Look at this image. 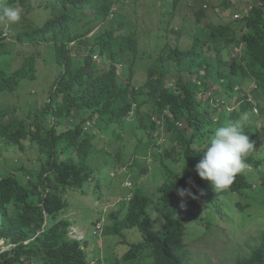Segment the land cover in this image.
<instances>
[{"label": "trees", "instance_id": "16d2710c", "mask_svg": "<svg viewBox=\"0 0 264 264\" xmlns=\"http://www.w3.org/2000/svg\"><path fill=\"white\" fill-rule=\"evenodd\" d=\"M41 1L35 2L38 15L30 19L31 0H20L25 18L18 24H10L5 31L0 29V94H15L27 82L36 80L41 71L40 52L25 59L23 54L24 60L14 67L8 61L7 67L2 66L15 40L23 45L31 43L33 47L53 45L52 57L46 64L57 69L50 103L39 109L33 123L29 118H19L18 123H0V159L10 149L33 151L37 169L35 173H25V180L12 173L0 176V243L4 241L10 246L3 250L0 245V264H92L87 258L85 243L70 236L71 220L62 217L68 206L67 196L84 192L89 183L99 181L104 166L111 172L116 169L118 162L111 159L108 163L99 162L96 167L93 162L99 158L100 150L123 147L125 128L136 120L151 139L167 137L175 150V158L174 168L168 169V178L162 181L158 191L152 197L134 192L124 218H117L115 235L125 237L124 231L135 229L143 237L139 243L126 244L130 248L123 261L136 260L148 248L154 264H188L183 242L186 218L202 214L205 217L212 210L215 214L228 212L227 204L215 199L210 182L201 180L194 171L203 155L204 146L200 144L205 145L206 136L209 138L216 128L229 122H238L240 130L252 138L254 133H262L248 95L240 96L239 108L230 111L220 100L224 97L218 99L213 94L205 100L198 95L206 91L212 78L215 81L217 78V92L231 95L238 88L243 91L248 81L256 84L257 91H264V0L255 2L250 13L231 26L224 23L225 31L237 32L238 27L241 31L239 39H234L237 48L245 45L239 60L234 51L224 54L213 41L206 43L197 38L190 50L171 44L169 57L179 70H186V64L190 63L188 70L202 79L205 90L181 78L176 86L168 84L162 73L167 66L149 71L146 81L141 82L135 67L123 63L120 54L124 44L133 46L137 52L138 36L135 27L127 30L122 18L111 16L115 0H102V4L100 0ZM173 1L175 8L170 13L174 16L183 0ZM0 2L8 5L16 4L17 0ZM93 4L94 15L87 12ZM231 5V0H225V6ZM204 9L195 12L200 23L205 18ZM244 10L243 6L237 7L238 12ZM92 17L103 24L89 36L94 30ZM222 22L218 18V29ZM9 35L16 39L8 41ZM199 45L216 50L220 58L218 69L206 61L196 65ZM204 63L209 65L205 68ZM215 102L224 107L219 119L212 117L217 112L212 108ZM260 111L264 114L263 108ZM8 112L11 110H4L5 114ZM155 116L158 120L165 118L163 129L154 120ZM103 143L105 147L101 146ZM156 144L157 149L162 147L161 142ZM244 161L249 167L235 175L227 187L231 194L251 192L253 182L258 179L264 185L261 171L264 156H244ZM179 189H190L196 199L181 198ZM98 222L100 219L95 224ZM154 222L161 225L155 228ZM250 246L247 250L250 253L235 264H264V235L257 239L256 245L252 242Z\"/></svg>", "mask_w": 264, "mask_h": 264}, {"label": "rangeland", "instance_id": "374dc122", "mask_svg": "<svg viewBox=\"0 0 264 264\" xmlns=\"http://www.w3.org/2000/svg\"><path fill=\"white\" fill-rule=\"evenodd\" d=\"M257 1L231 0L232 5L227 7L225 0H183L182 5L177 7L178 10L173 16L170 13L175 8L173 0H115L112 9L114 14L111 16L122 18L127 30L135 27L138 36V45H135L137 52L134 51L133 46L129 47L125 44L120 48L122 49L120 54L123 57V63L132 64L135 67V72L138 73V79L141 82L146 81L149 71L163 70L167 66L168 69L162 73L166 75L168 84L176 86L177 81L181 78L184 82L192 81L197 84L200 90H205L202 79L188 70L191 66L190 63L186 64V70H179L177 63L169 57L171 44L181 47L182 50H190L197 38L206 43L213 41L218 48L224 51V54L234 51L239 60L245 45L241 44L240 48H237L234 39L235 37L239 39L241 31H239V27L237 32L234 29L225 31V27L226 25L231 26L237 21L234 15L239 5L250 11ZM35 2L42 3L41 0H31V6L28 8L30 10L28 18L30 19L38 15ZM99 4H102V0ZM11 7L18 10L20 19L15 23L0 21V29H4V31L8 27L10 28V24H18L23 17L25 18L24 7L21 5H12ZM200 8H205L206 11H203L205 18L202 23L197 20L195 15L196 10ZM87 12L95 14L94 4L91 9H87ZM217 17L223 21L221 29H218V25H216ZM102 24L103 21L98 23V19L92 17L91 25L94 26V30L90 36L98 31ZM213 31H215V35ZM216 31L218 36H216ZM15 39L14 35H9L8 41ZM72 45L73 43H71ZM53 50V45L33 47L31 43L23 45L15 40V45L2 66L7 67L9 62L14 67L30 54L40 52L42 53L39 55L41 71L36 80L27 82L25 87L15 94H0V123L8 121L18 123L19 118H29L28 121L33 123L39 109L50 103L49 94L57 77V69L46 63L51 59ZM23 54H25L24 59H22ZM196 54V65L206 61L210 62L215 69L220 67V58L216 54V50H207L205 46L199 45ZM208 65L204 63L205 68ZM102 68L105 69L106 65ZM202 74L204 71H201ZM209 83L206 91L199 93V99L206 100L213 94L218 99H220L219 96L224 97L220 100L228 108V111L239 108L238 98L240 96L246 94L251 99L254 105L253 111L258 120L257 125L262 133L260 135L254 133L253 138L249 134L253 149L245 156L263 157L264 114L261 113L260 108L264 109V91H257L256 84L248 81L245 84V90L241 91L238 88L237 91L229 95L217 92L219 88L217 78L216 81L214 78L210 79ZM212 108L217 110L212 113V117L219 119L224 107L215 102ZM5 109L11 110V112L5 114ZM43 111L40 110L41 113ZM154 120H157L159 126L158 117L155 116ZM245 126L249 128L250 124ZM166 138L151 139L146 132L140 129L137 120L129 122L125 133H123V147H107L100 150L99 158L93 162V167H96L99 162L111 159L118 162L114 167L116 169L111 172L104 166L99 181L96 179L91 182L92 184L89 183L83 190L84 192L76 191L67 196L68 206L62 217L70 219L71 226L79 232L74 236L78 235L82 238V231L85 233V239L82 241L85 243L87 258L92 264H154L153 257H149L148 248L144 249L141 257L136 260L126 262L125 259L123 261L124 255L130 248L126 244L139 243L143 237L135 229L124 231L125 237L115 235L114 226L117 218H124L125 210L128 207L127 203L134 192L152 197V194L158 191L162 181L168 178V169L174 168L172 161L175 158V150L170 140ZM205 139L209 138L206 136ZM159 142H162V147L157 149L156 143L159 145ZM101 146L105 147L106 143ZM32 153L34 152L19 149L5 151L0 159V176L12 173L19 176L21 180H25V173H35L37 169ZM261 171L264 173L263 166ZM109 172H111L110 175ZM261 181L262 179H258L253 182L252 191L244 192L243 195L231 194L228 188L219 192L212 188L215 199L224 201L227 204L228 212L227 214L219 212L215 214L212 210L208 211L205 217H202L204 215L202 214V216L186 218L183 242L187 250L188 264H235L239 258H244L250 253L247 251L251 247L250 244L253 242L256 245L257 239L264 235V185L260 183ZM215 208L217 210V206ZM97 219H100L97 224L100 223L102 226L98 232H96L97 225L95 224ZM160 225V222L157 224L154 222L155 228ZM0 245L3 250L10 247L4 241Z\"/></svg>", "mask_w": 264, "mask_h": 264}, {"label": "clouds", "instance_id": "9594fccd", "mask_svg": "<svg viewBox=\"0 0 264 264\" xmlns=\"http://www.w3.org/2000/svg\"><path fill=\"white\" fill-rule=\"evenodd\" d=\"M12 5H20L19 0H17L16 4L9 3L8 5L0 2V21L15 23L20 19L18 10L11 7ZM250 11L246 9L243 13L237 11L234 15L235 20L246 17ZM164 121L165 118L160 120L161 129L164 128ZM179 126H182V123ZM162 137L164 136L162 135ZM162 137L160 138L162 139ZM252 149L253 145L249 142V136L240 130L239 123L229 122L224 126L216 128L214 133L209 137L204 145L202 158L195 165L194 171L201 180L210 182L211 187L216 192H219L231 185L235 175L247 167L244 156ZM189 183L192 187H195L194 182L189 181ZM178 195L181 198L189 196L192 199H196V196L193 195L190 189H179ZM96 225V232H98L102 229V226L100 223ZM99 226L100 228H98ZM74 234H79V232L71 226L70 236L72 238L79 241L85 239V233L83 231L81 233L82 238L78 235L74 236Z\"/></svg>", "mask_w": 264, "mask_h": 264}, {"label": "built area", "instance_id": "2783aa9c", "mask_svg": "<svg viewBox=\"0 0 264 264\" xmlns=\"http://www.w3.org/2000/svg\"><path fill=\"white\" fill-rule=\"evenodd\" d=\"M98 228H100V226Z\"/></svg>", "mask_w": 264, "mask_h": 264}]
</instances>
